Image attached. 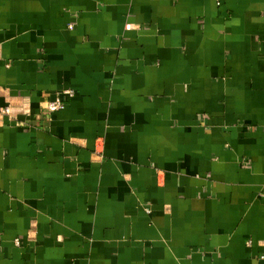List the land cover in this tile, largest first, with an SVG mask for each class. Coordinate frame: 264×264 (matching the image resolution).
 <instances>
[{
    "label": "crops",
    "instance_id": "crops-1",
    "mask_svg": "<svg viewBox=\"0 0 264 264\" xmlns=\"http://www.w3.org/2000/svg\"><path fill=\"white\" fill-rule=\"evenodd\" d=\"M0 264H264V0H0Z\"/></svg>",
    "mask_w": 264,
    "mask_h": 264
},
{
    "label": "built area",
    "instance_id": "built-area-1",
    "mask_svg": "<svg viewBox=\"0 0 264 264\" xmlns=\"http://www.w3.org/2000/svg\"><path fill=\"white\" fill-rule=\"evenodd\" d=\"M70 28L72 29L73 27L70 26ZM65 96H67V98H73L75 96L74 91H66L65 92ZM66 108V101L59 98L54 102H50L47 106V110L51 113H55V112H59L62 110H65ZM7 113H9V110L6 111ZM17 243H19V241H17Z\"/></svg>",
    "mask_w": 264,
    "mask_h": 264
}]
</instances>
